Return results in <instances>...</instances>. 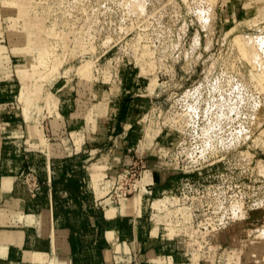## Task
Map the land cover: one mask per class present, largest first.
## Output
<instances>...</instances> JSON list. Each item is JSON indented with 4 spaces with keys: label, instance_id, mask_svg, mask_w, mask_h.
<instances>
[{
    "label": "rangeland",
    "instance_id": "374dc122",
    "mask_svg": "<svg viewBox=\"0 0 264 264\" xmlns=\"http://www.w3.org/2000/svg\"><path fill=\"white\" fill-rule=\"evenodd\" d=\"M263 16L264 0H0L1 64L28 70L21 91L45 98L46 141L59 96L119 116L82 174L100 169L107 202L135 199L161 237L183 238L184 264H227L234 248L264 264L246 258L264 232ZM107 159L120 165L106 173ZM145 171L162 175L138 199ZM18 176L33 196L36 174Z\"/></svg>",
    "mask_w": 264,
    "mask_h": 264
},
{
    "label": "crops",
    "instance_id": "0c3cea01",
    "mask_svg": "<svg viewBox=\"0 0 264 264\" xmlns=\"http://www.w3.org/2000/svg\"><path fill=\"white\" fill-rule=\"evenodd\" d=\"M5 49L0 43V264L184 263L189 258L184 239L161 237L144 206L136 210L130 197L107 202V192L86 184L84 164L106 150L119 116L110 108L96 114L71 110L59 96L48 119L53 139L44 140L39 122L45 98L21 91L17 63L14 70L1 64ZM68 148L72 154L64 159ZM128 148L120 144L117 153ZM106 163V173L120 165ZM27 170L41 182L33 196L18 178ZM161 175L147 176L144 193L151 189L149 179L159 181Z\"/></svg>",
    "mask_w": 264,
    "mask_h": 264
},
{
    "label": "bare ground",
    "instance_id": "6f19581e",
    "mask_svg": "<svg viewBox=\"0 0 264 264\" xmlns=\"http://www.w3.org/2000/svg\"><path fill=\"white\" fill-rule=\"evenodd\" d=\"M262 13V12H261ZM263 14V13H262ZM260 14V15H262ZM258 16V15H257ZM264 17V16H263ZM262 18V17H261ZM263 19V18H262ZM259 20V19H258ZM243 37V36H242ZM236 42H237V45L241 51V55L242 56H247L249 54L250 51H254V48L253 45L252 46H248L247 43L243 42L245 41L244 38L243 41L240 39V36H237L234 37ZM247 41V40H246ZM250 41V40H249ZM251 43V42H250ZM251 45V44H249ZM237 47V48H238ZM238 49V50H239ZM256 50V49H255ZM251 54V53H250ZM257 54V53H256ZM249 56V55H248ZM258 56V55H257ZM256 56V57H257ZM254 57H255V54H254ZM253 58V57H252ZM259 58V57H258ZM255 58H253L254 60ZM29 75L28 73V70H24L22 71L21 73V77L22 78H25ZM30 80V79H29ZM28 80V81H29ZM38 85V84H37ZM94 165V164H93ZM96 165V164H95ZM148 172V171H147ZM147 172L145 171L144 174H143V177L141 178L142 179V183L145 182L147 180ZM103 175L101 170L98 169V168H94L93 170L89 171L87 173V185L89 187H105L107 184L106 182H108L106 179L103 178ZM143 184H141V188H140V191L139 193L137 194L138 196V199L140 197V194H142V190H144V187L142 186ZM105 191V190H104ZM107 192V191H106ZM105 193V192H104ZM165 193V192H164ZM167 195V194H166ZM135 200V199H134ZM134 200H133V203H134ZM137 200V199H136ZM139 205V204H138ZM136 207V205H135ZM137 209V208H136ZM139 211V209H138ZM112 212L111 209H109V211H107V214L109 215L110 213ZM214 229V228H213ZM264 229V227H263ZM263 230L260 229V231L257 233V237L254 236L253 239L251 240V243H250V250L251 252L250 253H247L246 254V258L247 260L250 259V258H253V259H257L256 261L258 262H264V254L262 255V257H260V255L262 254V252L264 251V240H263ZM247 252V251H246ZM256 257V258H255ZM193 258H196V257H193ZM226 258L228 259L227 260V264H241V259H240V254L238 251H235V248L234 249H231L228 251V253L226 254ZM251 260V259H250ZM248 260V261H250ZM172 264H184V263H172Z\"/></svg>",
    "mask_w": 264,
    "mask_h": 264
}]
</instances>
